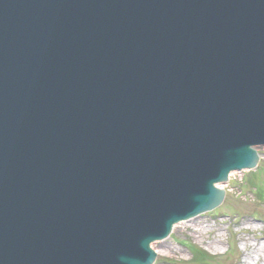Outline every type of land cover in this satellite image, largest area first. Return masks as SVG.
<instances>
[{"label":"water","instance_id":"1","mask_svg":"<svg viewBox=\"0 0 264 264\" xmlns=\"http://www.w3.org/2000/svg\"><path fill=\"white\" fill-rule=\"evenodd\" d=\"M264 147V0H0V264H154Z\"/></svg>","mask_w":264,"mask_h":264},{"label":"rangeland","instance_id":"2","mask_svg":"<svg viewBox=\"0 0 264 264\" xmlns=\"http://www.w3.org/2000/svg\"><path fill=\"white\" fill-rule=\"evenodd\" d=\"M258 151V168L233 172L218 209L173 227L171 237L158 244L163 253L155 264H242L246 243L264 250V147ZM196 224L212 232L200 238ZM251 255L254 264L258 257Z\"/></svg>","mask_w":264,"mask_h":264},{"label":"bare ground","instance_id":"3","mask_svg":"<svg viewBox=\"0 0 264 264\" xmlns=\"http://www.w3.org/2000/svg\"><path fill=\"white\" fill-rule=\"evenodd\" d=\"M234 173H231L230 174V177L233 175ZM225 185H226V183L225 184H222V183H219L218 185H217V187H220V188H224L225 189ZM223 189V190H224ZM201 225V224H200ZM200 225H198L197 226V224H196V226L197 227H200ZM200 232L197 230V232L199 233V237L200 238H202L203 236H206L209 232H212V230H210V231H205L204 230V228L201 226L200 228ZM202 236V237H201ZM216 241H219V240H217V239H215ZM160 242H163V241H159V242H155V243H153L152 245H151V249H153L154 251H155V253L159 256V255H161L162 253H163V251H162V249H160L159 247H158V244H160ZM165 242H163L162 244H164ZM246 245V249H249L248 251H247V254H245L246 255V259H245V261H243V263L242 264H250V262H249V260L252 258V253H253V255H256L257 257H258V259L257 260H255L254 261V264H264V260H263V257H262V253L264 252V250L263 249H256L255 247H253V246H251L250 244H248V243H246L245 244ZM163 248H165V247H163ZM253 248V249H252ZM158 256H157V258H158Z\"/></svg>","mask_w":264,"mask_h":264}]
</instances>
